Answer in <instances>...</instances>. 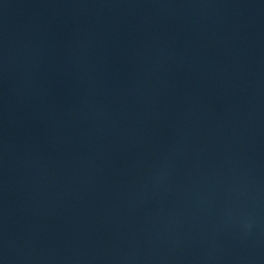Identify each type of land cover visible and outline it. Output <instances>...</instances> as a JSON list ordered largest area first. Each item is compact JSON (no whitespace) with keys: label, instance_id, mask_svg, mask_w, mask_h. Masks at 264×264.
Wrapping results in <instances>:
<instances>
[{"label":"water","instance_id":"obj_1","mask_svg":"<svg viewBox=\"0 0 264 264\" xmlns=\"http://www.w3.org/2000/svg\"><path fill=\"white\" fill-rule=\"evenodd\" d=\"M0 264H264V0H0Z\"/></svg>","mask_w":264,"mask_h":264}]
</instances>
